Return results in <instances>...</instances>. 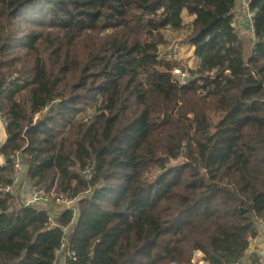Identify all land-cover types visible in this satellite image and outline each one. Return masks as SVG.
I'll use <instances>...</instances> for the list:
<instances>
[{"label":"trees","instance_id":"16d2710c","mask_svg":"<svg viewBox=\"0 0 264 264\" xmlns=\"http://www.w3.org/2000/svg\"><path fill=\"white\" fill-rule=\"evenodd\" d=\"M237 2L0 0V264L244 258L264 217V0L249 57ZM169 31L194 49L186 85L160 51ZM17 154L76 212L6 193Z\"/></svg>","mask_w":264,"mask_h":264},{"label":"built area","instance_id":"2783aa9c","mask_svg":"<svg viewBox=\"0 0 264 264\" xmlns=\"http://www.w3.org/2000/svg\"><path fill=\"white\" fill-rule=\"evenodd\" d=\"M242 2L243 5V11L245 12V15L247 19L250 21V32L253 34V26H252V18L254 16V12L250 10V2L251 0H238ZM174 76L178 78V82L180 85H186L188 82L189 76L187 73H183L179 69L174 70L173 72ZM91 118V115H87L85 120H88ZM12 180L13 183L11 186H7L3 190L6 193H13L16 196L17 194V188L19 183L21 182L22 178L24 177V166L22 163L21 156L17 154L14 158V164H13V173H12ZM30 191H31V197L30 199L26 201H22L24 205H52L54 204L55 206L63 207L66 209H71L74 212H76L77 209V200L76 199H71L63 195H54V194H47L42 190H39L36 186H33L30 184ZM49 223L51 226H56V221H55V215H50L49 218ZM259 224L264 225V217L258 219ZM66 247V242H64L61 246V248L57 251V255H60L63 250ZM70 256H74V253H70ZM198 264H206L205 261H200ZM230 264H242L241 261H237L234 263ZM261 264V263H259Z\"/></svg>","mask_w":264,"mask_h":264},{"label":"rangeland","instance_id":"374dc122","mask_svg":"<svg viewBox=\"0 0 264 264\" xmlns=\"http://www.w3.org/2000/svg\"><path fill=\"white\" fill-rule=\"evenodd\" d=\"M237 3L239 6V10H243L242 2L239 1ZM243 13L245 14L244 11ZM186 20L187 17L185 18V21ZM237 27H239V25H237ZM19 29H20V33L21 31H23L24 34L30 30H37L39 28L20 22ZM239 35L243 41L245 57H249L254 45L253 34L250 32L249 29H247V27L245 28L242 27L241 31L239 32ZM184 37H185L184 31L178 33L169 31L166 33V39H167L166 46L160 48L162 55H166L167 57L173 59L175 63L181 64L180 67L178 66L174 68V70L179 69L180 71H183V65L184 66L187 65L188 67H192V68L195 67L196 65L195 63L196 58L194 57V51L189 45L184 43ZM2 160L4 163L3 155H2Z\"/></svg>","mask_w":264,"mask_h":264},{"label":"crops","instance_id":"0c3cea01","mask_svg":"<svg viewBox=\"0 0 264 264\" xmlns=\"http://www.w3.org/2000/svg\"><path fill=\"white\" fill-rule=\"evenodd\" d=\"M191 21L192 18L187 17V20L185 22L189 23ZM237 25H239V27H237ZM234 26L239 32L241 31L242 27H247V29L250 30V21L243 13V10H239L238 3L236 4V7L234 9ZM17 194V196H19V198L23 201H26L31 197L30 183L26 180L25 174L18 185ZM256 225L257 236L254 239L250 240V244L246 251V254L241 260L242 264H264V225L259 223H257Z\"/></svg>","mask_w":264,"mask_h":264},{"label":"water","instance_id":"95a60500","mask_svg":"<svg viewBox=\"0 0 264 264\" xmlns=\"http://www.w3.org/2000/svg\"><path fill=\"white\" fill-rule=\"evenodd\" d=\"M189 80V79H188ZM8 142V135L5 125L0 116V168L3 167L2 151ZM200 261H205V256L202 253H197L193 259V264H198Z\"/></svg>","mask_w":264,"mask_h":264}]
</instances>
